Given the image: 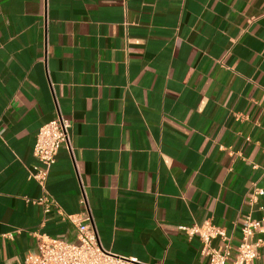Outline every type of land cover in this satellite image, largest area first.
Wrapping results in <instances>:
<instances>
[{
    "label": "crops",
    "instance_id": "1",
    "mask_svg": "<svg viewBox=\"0 0 264 264\" xmlns=\"http://www.w3.org/2000/svg\"><path fill=\"white\" fill-rule=\"evenodd\" d=\"M58 116L44 213L27 174ZM78 213L133 264H206L181 227L233 247L264 215V0H0V264L72 241Z\"/></svg>",
    "mask_w": 264,
    "mask_h": 264
},
{
    "label": "built area",
    "instance_id": "2",
    "mask_svg": "<svg viewBox=\"0 0 264 264\" xmlns=\"http://www.w3.org/2000/svg\"><path fill=\"white\" fill-rule=\"evenodd\" d=\"M69 122L60 116L43 122L37 128L31 153L38 165L34 172H28L40 188L41 194L35 202L48 213L53 203L45 191V181L54 156L60 146L69 149ZM253 189L250 201H254ZM60 214L57 209L54 210ZM73 224L75 236L72 241L50 238L42 233L35 234L34 249L24 255L20 264H133L134 259L115 255L103 249L85 213L63 216ZM186 235H197L200 240L199 252L206 258V264H250L258 256L264 257V215L257 218L244 217L239 228V238L231 247L230 238L224 229L208 221L181 227ZM217 239V245L210 244ZM257 264H264V259Z\"/></svg>",
    "mask_w": 264,
    "mask_h": 264
}]
</instances>
